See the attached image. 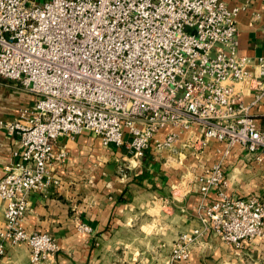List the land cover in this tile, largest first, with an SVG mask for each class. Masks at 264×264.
<instances>
[{
  "label": "built area",
  "instance_id": "1",
  "mask_svg": "<svg viewBox=\"0 0 264 264\" xmlns=\"http://www.w3.org/2000/svg\"><path fill=\"white\" fill-rule=\"evenodd\" d=\"M250 2L0 0V77L37 97L17 118L0 122L22 146L20 162L0 178V255L7 240L26 243L34 264L58 251L51 234L30 232L23 221L30 193L60 183L51 167L67 156L54 153L62 135L90 131L141 157L151 145L173 149L187 132L184 143L198 151L216 140L226 144L225 155L240 145L264 157V130L251 113L264 101V56L238 54L237 18ZM247 80L250 103L237 90ZM196 181L204 197H217L199 205L202 226L181 232L164 264L187 260L209 230L236 249L264 238L263 201L228 195L222 161Z\"/></svg>",
  "mask_w": 264,
  "mask_h": 264
},
{
  "label": "crops",
  "instance_id": "2",
  "mask_svg": "<svg viewBox=\"0 0 264 264\" xmlns=\"http://www.w3.org/2000/svg\"><path fill=\"white\" fill-rule=\"evenodd\" d=\"M226 1L229 6L241 2ZM237 19L238 54L253 60L264 56V2L251 0ZM252 83L237 84L245 103L254 97ZM36 99L16 81L0 77V122L14 120ZM251 113L264 130V101ZM187 135L184 132L173 149L151 145L141 157L131 156L125 145H104L90 131L58 137L54 153L64 149L67 156L55 160L51 169L60 183L30 193L23 221L28 231L47 232L59 245L44 264H164L177 236L202 226L198 207L217 194L211 191L204 197L196 180L218 161L228 179V195H256L264 203V157L259 160L240 145L225 155L226 144L216 140L198 151L184 143ZM21 151L20 136L0 123V178L8 166L20 162ZM4 207L0 197V229L5 225ZM80 224L90 229L81 230ZM259 258L264 259V238L236 249L209 230L181 264H249ZM0 264H34L29 246L7 240Z\"/></svg>",
  "mask_w": 264,
  "mask_h": 264
},
{
  "label": "rangeland",
  "instance_id": "3",
  "mask_svg": "<svg viewBox=\"0 0 264 264\" xmlns=\"http://www.w3.org/2000/svg\"><path fill=\"white\" fill-rule=\"evenodd\" d=\"M252 241H254V240H252ZM244 246V245H243ZM247 258H249V256H246ZM254 259H256V257H254ZM260 260L258 261V260H254L252 263L250 262L249 264H264V259L263 258H259ZM255 261H257V262H255Z\"/></svg>",
  "mask_w": 264,
  "mask_h": 264
}]
</instances>
